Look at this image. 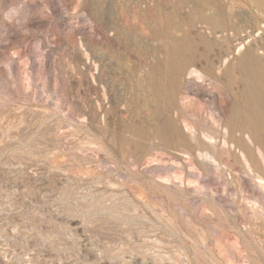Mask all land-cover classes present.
I'll use <instances>...</instances> for the list:
<instances>
[{"label": "rangeland", "instance_id": "obj_1", "mask_svg": "<svg viewBox=\"0 0 264 264\" xmlns=\"http://www.w3.org/2000/svg\"><path fill=\"white\" fill-rule=\"evenodd\" d=\"M243 44L264 91V0H0V264H264V175L157 138L165 64L245 91Z\"/></svg>", "mask_w": 264, "mask_h": 264}, {"label": "bare ground", "instance_id": "obj_2", "mask_svg": "<svg viewBox=\"0 0 264 264\" xmlns=\"http://www.w3.org/2000/svg\"><path fill=\"white\" fill-rule=\"evenodd\" d=\"M235 54L248 69L245 91L236 88L228 56L207 61L202 68L190 59L164 61L166 74L156 83L153 96L168 122L159 128L157 138L207 169H215L220 160L232 161L238 175L250 179L264 175V91L258 89L251 52L243 44Z\"/></svg>", "mask_w": 264, "mask_h": 264}]
</instances>
